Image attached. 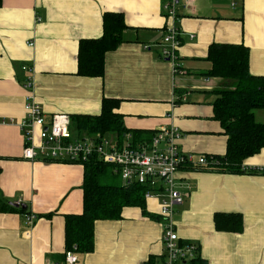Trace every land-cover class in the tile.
Wrapping results in <instances>:
<instances>
[{"label":"crops","instance_id":"obj_1","mask_svg":"<svg viewBox=\"0 0 264 264\" xmlns=\"http://www.w3.org/2000/svg\"><path fill=\"white\" fill-rule=\"evenodd\" d=\"M168 1L2 0L0 199L13 206L21 202L37 219L28 228L23 214L0 212V264H63L66 216L84 211L83 164L23 157L24 134L11 120L25 117L30 79L34 99L48 119L54 114L98 115L103 99H114L125 127L142 134L135 145L149 143L160 128L173 126L184 133L181 149L196 159L226 154L228 138L214 119L212 103L217 91L232 89L237 81L205 76L212 68L206 58L213 43L243 44L250 49V73L264 77V0L179 2L183 72L177 74L162 57ZM106 13L124 15L128 41L106 54L102 77L81 76L80 43L103 37ZM255 118L264 124V110H256ZM128 135L122 144H133ZM243 166L264 169V149ZM178 178L186 192L173 216L180 243L197 244L206 264H264V175L183 167ZM159 203L146 201L147 211L158 219L126 207L120 220L97 221L94 250L78 253V264H147L152 259L162 264L167 220L159 215ZM216 213L241 214L243 231H217Z\"/></svg>","mask_w":264,"mask_h":264},{"label":"trees","instance_id":"obj_2","mask_svg":"<svg viewBox=\"0 0 264 264\" xmlns=\"http://www.w3.org/2000/svg\"><path fill=\"white\" fill-rule=\"evenodd\" d=\"M2 0H0V5ZM104 35L97 40H82L78 55L79 74L86 77H102L108 52L126 43V25L122 13H106L103 19ZM207 61L212 68L205 72L207 77L236 80L232 89L217 91L212 103L214 119L221 123L227 136L225 155H207L209 166H186L191 171H207L224 174H263L243 166L244 161L264 149V124L256 121L255 111L264 110V77L253 76L249 70L250 49L243 44L213 43L209 46ZM119 101L103 99L98 115H73L71 130L82 135L115 134L120 144L131 134L133 144L141 133L128 130L124 118L116 112ZM76 130V131H75ZM77 162V161H67ZM84 166V211L81 215L66 216L65 244L67 250L77 246L78 253H91L95 247L94 225L100 220H120L126 207H137L150 218L158 219L147 211L145 194L151 190L137 182L124 185L115 167L105 163L94 154ZM0 212L28 214L25 208H16L0 199ZM214 223L217 231L240 233L243 218L237 213H216ZM153 264V259L151 263ZM193 264H206L198 257Z\"/></svg>","mask_w":264,"mask_h":264},{"label":"built area","instance_id":"obj_3","mask_svg":"<svg viewBox=\"0 0 264 264\" xmlns=\"http://www.w3.org/2000/svg\"><path fill=\"white\" fill-rule=\"evenodd\" d=\"M190 0H169L164 11L169 19L163 39L162 57L172 64L174 73H182L178 56L180 32L177 27V7L179 2L185 6ZM192 38H194L192 36ZM30 47L34 44L30 43ZM34 81L27 82L26 88L30 96L25 103V117L18 122L24 134L25 147L23 157L29 161L37 159L45 161H77L84 164L91 155L96 154L100 160L115 167V173L121 176L125 185L137 182L151 188L145 194L146 201L159 200V215L167 220L163 234L165 259L162 264H193L199 255V247L195 243H180L175 230L173 216L175 207L183 205L186 192L179 182L178 174L186 166H209L207 157L196 159L185 153L180 147L184 133L177 127L160 128L151 142L140 145L127 142L120 144L118 138L101 134H76L71 130L72 118L68 114H54L47 118L43 107L33 96ZM129 136V135H128ZM131 137V136H129ZM264 172L263 168L250 169ZM19 207L21 202H17ZM37 216L32 213L24 215V223L30 228ZM63 264H78L77 248L66 250ZM55 264V263H48Z\"/></svg>","mask_w":264,"mask_h":264},{"label":"water","instance_id":"obj_4","mask_svg":"<svg viewBox=\"0 0 264 264\" xmlns=\"http://www.w3.org/2000/svg\"><path fill=\"white\" fill-rule=\"evenodd\" d=\"M15 206H19L18 204H15ZM22 208H25L23 205H21Z\"/></svg>","mask_w":264,"mask_h":264},{"label":"rangeland","instance_id":"obj_5","mask_svg":"<svg viewBox=\"0 0 264 264\" xmlns=\"http://www.w3.org/2000/svg\"><path fill=\"white\" fill-rule=\"evenodd\" d=\"M76 131V130H75ZM114 136H110V138H113Z\"/></svg>","mask_w":264,"mask_h":264}]
</instances>
